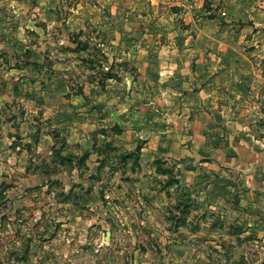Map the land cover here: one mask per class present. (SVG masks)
Wrapping results in <instances>:
<instances>
[{
    "label": "crops",
    "instance_id": "1",
    "mask_svg": "<svg viewBox=\"0 0 264 264\" xmlns=\"http://www.w3.org/2000/svg\"><path fill=\"white\" fill-rule=\"evenodd\" d=\"M206 2L177 3L169 26L107 20L94 60L67 42L52 11L62 0H0V220L17 230L44 213L33 192L44 200L51 157L69 183L106 168L121 177V165L144 183L164 162L197 206L240 216L234 226L264 243V0ZM81 194L86 218L59 215L84 229L97 222Z\"/></svg>",
    "mask_w": 264,
    "mask_h": 264
},
{
    "label": "rangeland",
    "instance_id": "2",
    "mask_svg": "<svg viewBox=\"0 0 264 264\" xmlns=\"http://www.w3.org/2000/svg\"><path fill=\"white\" fill-rule=\"evenodd\" d=\"M190 1L62 0L52 11L61 22L65 19L60 28L65 29L67 42L87 45L94 49V60H101L97 51L101 41L95 37L109 26L107 20L116 29H130L142 22L146 27L159 19L160 24L166 19L163 24L169 26L167 20L176 13L177 3L184 2L188 11L196 10ZM218 2L207 0L205 7L217 8L211 4ZM104 70H98L101 76L109 69ZM43 167L49 186L44 188V200L37 197L41 188L34 189L36 205L32 206H43L44 213L39 212L31 224L18 222L17 230L7 215L2 216L0 264H264L262 239L243 226H234L240 216L220 218L197 206L178 167L160 162L155 176L151 174L144 183L130 177L129 170L126 174L122 165L121 177L100 169L86 183L58 179L64 169L52 157ZM135 171L132 167L130 172ZM81 193L89 196L92 219L97 222L84 229L59 215L63 210L82 209L86 218L90 212L84 210Z\"/></svg>",
    "mask_w": 264,
    "mask_h": 264
},
{
    "label": "trees",
    "instance_id": "3",
    "mask_svg": "<svg viewBox=\"0 0 264 264\" xmlns=\"http://www.w3.org/2000/svg\"><path fill=\"white\" fill-rule=\"evenodd\" d=\"M87 48H88L87 45H83V44H81V42H77V46H76L75 49L76 50H82V49H87ZM115 77H117V76H116V74L114 72L111 71V69H109L108 71H106L104 73V75H103V78L104 79H107V78H115ZM139 151H140V146H138L137 147V150H136V152H138L137 157H139ZM87 156H88V154H84L83 157L81 158V162H83L86 159ZM157 163H159V162H157Z\"/></svg>",
    "mask_w": 264,
    "mask_h": 264
}]
</instances>
